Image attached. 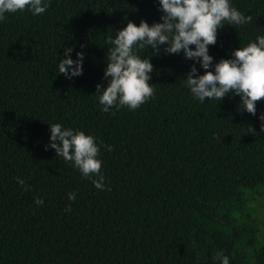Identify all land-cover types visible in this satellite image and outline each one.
Listing matches in <instances>:
<instances>
[{"label":"trees","instance_id":"1","mask_svg":"<svg viewBox=\"0 0 264 264\" xmlns=\"http://www.w3.org/2000/svg\"><path fill=\"white\" fill-rule=\"evenodd\" d=\"M44 3L40 15L0 21V264H220L218 251L229 264H264V101L255 116L232 93L201 102L185 85L195 61L160 46L137 49L153 65L154 96L105 113V41L129 20L161 22L159 0ZM230 3L252 22H224L213 64L264 36V0ZM66 47L73 60L85 54L71 79L58 70ZM54 123L95 138L105 190L46 150Z\"/></svg>","mask_w":264,"mask_h":264},{"label":"clouds","instance_id":"2","mask_svg":"<svg viewBox=\"0 0 264 264\" xmlns=\"http://www.w3.org/2000/svg\"><path fill=\"white\" fill-rule=\"evenodd\" d=\"M48 6L44 0H0V21L5 19L6 13L26 9L33 15H40ZM159 10L163 13L161 22L149 25L141 20L136 25L129 20L126 27L116 31L115 38L109 37L105 41L110 45L104 69L107 86L96 85L101 110L109 113L114 108L118 111L127 107L134 111L154 96L149 83L153 65L149 58L138 55L137 49L151 48L159 55L160 46H164L166 54L183 52L185 59L199 63L205 70L199 74L194 63L185 76V85L194 98L201 102L205 98L221 101L232 93L240 97L239 108L255 116L256 104L264 101V36L234 49L232 58L221 59L215 64L208 51L210 45L217 43L218 30L225 21L231 26H243L252 22V16L238 11L230 0H159ZM191 46H195L194 49ZM73 50L66 47L65 58L58 64L59 73L68 79L83 74L85 54L78 52L77 59L73 60L70 58ZM259 120L260 130L264 132V113L260 114ZM49 130L50 144L46 145V150L49 147L54 149L57 156L72 162L85 178L94 176V187L105 190L102 161L98 159L100 148L95 138L80 130L64 128L59 123L50 124ZM247 133L256 134L251 125ZM106 150L113 149L106 146ZM17 183L30 190L25 180L17 177ZM68 199L74 201L76 193H68ZM34 203L40 206L44 201L36 198ZM65 210L71 211V204ZM214 259L220 264H229V257L222 251H218Z\"/></svg>","mask_w":264,"mask_h":264},{"label":"rangeland","instance_id":"3","mask_svg":"<svg viewBox=\"0 0 264 264\" xmlns=\"http://www.w3.org/2000/svg\"><path fill=\"white\" fill-rule=\"evenodd\" d=\"M263 201H264V200L259 201V203H258L259 208H260L262 205H264V204H263ZM263 208H264V206H263L262 208H260V210H263ZM260 210H259V213H258V217H259V218H261V216H262V212L260 213Z\"/></svg>","mask_w":264,"mask_h":264}]
</instances>
